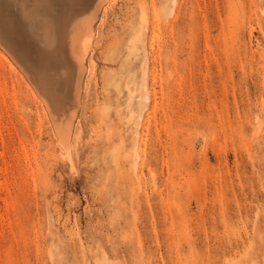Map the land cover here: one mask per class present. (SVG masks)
Returning <instances> with one entry per match:
<instances>
[{
  "label": "rangeland",
  "instance_id": "obj_1",
  "mask_svg": "<svg viewBox=\"0 0 264 264\" xmlns=\"http://www.w3.org/2000/svg\"><path fill=\"white\" fill-rule=\"evenodd\" d=\"M110 2L70 147L0 6V264H264V0Z\"/></svg>",
  "mask_w": 264,
  "mask_h": 264
},
{
  "label": "bare ground",
  "instance_id": "obj_2",
  "mask_svg": "<svg viewBox=\"0 0 264 264\" xmlns=\"http://www.w3.org/2000/svg\"><path fill=\"white\" fill-rule=\"evenodd\" d=\"M3 1V4H1L0 0V6L8 4L11 9L10 19L8 21L9 24L7 25L10 27V37H7L10 43L8 46L12 45L16 48H20L26 51V54L27 52L36 54L40 53V57H49L52 62L48 61L51 64L47 65L48 67L49 65L51 67L53 65L54 71H56L57 74L56 78L51 82H48L46 80L49 79L45 80L42 73L37 71L44 78L43 80H45L44 83L46 84V87H40V89L35 86V89L37 90L36 92H39L38 94L43 97L42 99H44L46 103L45 106L50 115L49 117H51L50 119H52L61 141L68 147L72 141L71 138L74 133L73 125L75 124V115L80 106L81 94L83 93V79L87 72L86 62L89 53L88 48L90 49L89 46L93 41L95 23L99 20L101 12L105 10L108 6L107 3L110 2V0ZM17 15L23 17V22L17 18ZM2 21L7 20L3 19ZM3 23L4 22H2V25ZM146 28L147 25L146 22H144L139 30L140 32L138 33L137 31V34L132 39V44L144 35V30ZM3 38H5V36ZM127 51L130 53L129 48ZM21 53L23 52L20 51L19 54ZM19 54L17 56H19ZM29 55L30 54H28V56ZM33 61H35V59ZM44 61L43 62L46 63V59ZM37 64L39 63L37 62ZM21 66L23 65L21 64ZM37 67L38 66H36V68ZM39 70L42 72L41 67ZM44 70L45 68L43 71ZM33 73L32 74L35 75V72ZM54 73L55 72H53L52 75H54ZM40 74L38 75L40 76ZM28 76H30V74ZM31 81L34 82V79H31ZM58 89H60L62 93L54 94L52 92L53 90L59 91ZM144 102L145 100L141 104L143 105ZM70 152L71 150L67 154Z\"/></svg>",
  "mask_w": 264,
  "mask_h": 264
}]
</instances>
